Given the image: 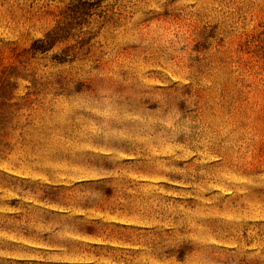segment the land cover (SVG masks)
<instances>
[{"label":"rangeland","instance_id":"1","mask_svg":"<svg viewBox=\"0 0 264 264\" xmlns=\"http://www.w3.org/2000/svg\"><path fill=\"white\" fill-rule=\"evenodd\" d=\"M0 264H264V0H0Z\"/></svg>","mask_w":264,"mask_h":264},{"label":"trees","instance_id":"2","mask_svg":"<svg viewBox=\"0 0 264 264\" xmlns=\"http://www.w3.org/2000/svg\"><path fill=\"white\" fill-rule=\"evenodd\" d=\"M90 5V8H91V4H89ZM89 8V6L87 7V8H85L84 6L82 7V6H76L74 9H72L74 12H76V11H82L83 13H84V11H87V10H89L90 9Z\"/></svg>","mask_w":264,"mask_h":264}]
</instances>
